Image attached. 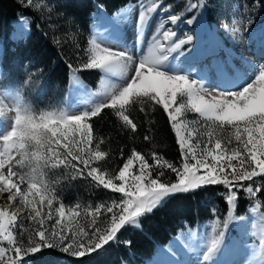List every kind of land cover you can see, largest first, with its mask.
<instances>
[{
  "label": "snow or ice",
  "instance_id": "obj_1",
  "mask_svg": "<svg viewBox=\"0 0 264 264\" xmlns=\"http://www.w3.org/2000/svg\"><path fill=\"white\" fill-rule=\"evenodd\" d=\"M138 2L142 5L138 19V31L142 35L151 15L163 0H152L151 4L147 0ZM26 3L32 6L33 0H26ZM172 7L168 4L163 10L171 13L166 23L175 26L188 13L191 16L185 22L189 25L196 23L200 13L210 5L207 0H186L182 13L170 11ZM221 26L225 30L230 28L229 23ZM27 33V27L22 25L18 38L24 39ZM89 44L87 51L90 55L82 64L84 70L122 73L133 63L125 52L101 46L95 38ZM185 45L189 47L183 48ZM194 47L195 37L192 33L186 38H179L174 27H166L162 22L152 37L147 55L136 62L130 82L121 86L102 84L99 92L105 95V100L101 106L85 112L39 111L33 117L35 124L46 130L48 144L45 152L52 160L62 162L60 167H70L79 173V177L90 178L98 186L123 194L119 200L97 207L86 225L77 221L81 215L79 204L69 208L66 216V205L58 199V193H37L36 184L25 175V169L21 166V149L16 141L20 129L13 131L12 122L8 121L11 130L3 132V146L0 147V194L7 193L6 202L0 203V264H31L33 257L40 261L43 257L33 254L41 253L42 249H58L72 257L85 256L116 239L117 233L126 225L142 229L146 215L163 209L173 195L197 192L208 186H222L230 207L228 220L223 223L217 220L213 225L203 261H211L220 252L228 221L236 218L232 211L238 201L235 189L240 188L251 197L264 193V185L260 188L254 186V178L264 177V67L251 84L233 91L237 87L231 78L235 71L233 57L227 50L222 56V48L218 44L207 49L198 59L188 62L182 59L174 63L177 55L186 57ZM256 55L264 57V43ZM29 63H37V59L33 57ZM79 70L72 69L74 80ZM76 82L79 83L78 80ZM23 87L24 81H19L13 85L14 91L11 93L21 102L24 98ZM178 94L186 100L173 107ZM134 97L162 104L167 113L180 147L182 162L177 166L155 151L150 156L160 168H168L175 173L174 181H161L163 171L154 177L150 169L155 165H150L145 156L136 151L117 170L118 175L106 174L95 166V162L105 158L108 153L100 147L103 139L96 138L94 143L90 118L97 117L104 109H112L124 126L135 131L137 124L129 118L126 107ZM3 98L4 95L0 94V99ZM182 109L199 113L206 121L203 135L207 139L202 141L203 148L200 142H192V132L199 134V130L191 129L188 122L180 119ZM4 124L5 120L0 119V128ZM226 125L230 126L231 135L225 139L216 134V128L223 129ZM233 138L237 146L229 147ZM144 139L150 140L151 137L146 135ZM48 149H51V153H48ZM134 159L139 161L138 174L135 175L131 173ZM243 181H252L253 186L242 185ZM21 206L27 213L23 220L31 221V224L15 223L20 213L17 209ZM101 208L111 214L103 228L97 225ZM260 209L261 204L255 203L253 211ZM85 215L88 213L85 212ZM259 215L264 217V211H260ZM25 233L27 246L21 239ZM81 262L86 264V261ZM154 264L160 262L156 260Z\"/></svg>",
  "mask_w": 264,
  "mask_h": 264
},
{
  "label": "trees",
  "instance_id": "obj_2",
  "mask_svg": "<svg viewBox=\"0 0 264 264\" xmlns=\"http://www.w3.org/2000/svg\"><path fill=\"white\" fill-rule=\"evenodd\" d=\"M43 1L46 6L42 8L40 3ZM130 1L33 0V5L30 6L26 0H0V40L5 42L3 59L5 68L8 69L12 61L16 62L19 55L28 52L30 57L33 56L42 63L48 83L57 88H66L72 69L79 67L86 60V35L93 15L99 8L98 5L112 14ZM20 16L31 19L32 31L24 42L12 49L15 45V41L11 39L14 30L12 21ZM50 22L67 31L62 34L60 42H57ZM84 77L92 86H96L100 73L93 71L90 72L91 78L86 74ZM126 107L129 118L137 124L135 131L124 126L123 121L112 109H104L97 117L90 118L94 143L96 138L103 139L104 143L100 147L108 153L105 158L97 160L95 166L106 174L118 175L117 170L122 168L131 153L136 151L144 155L150 165H155L152 168L155 173L163 171L168 180H175V173L168 168H160L150 156L155 151L164 160L177 166L182 162L180 147L162 104L157 105L147 98L134 97L133 102ZM146 135L151 139L145 140ZM255 181L254 186L257 188L264 185V177H257ZM73 183L75 191L70 193L72 197L78 195L73 201L87 202L94 194H96L94 202L100 200L98 196H102L101 191H94L93 185H88L83 180H76ZM65 192L69 193L68 190ZM104 199L101 198L100 201ZM252 203H260L261 210L264 211V193H259L257 197H249L240 191L235 212L237 214L247 212L248 206ZM228 210L222 186H208L197 192L175 194L163 209L146 215L142 229L126 226L119 231L115 241L105 244L95 252L82 257H72L67 253L58 252L57 249H43L41 253L34 254L41 255L43 259L37 261L33 257L32 262L142 264L152 257L160 245H166L187 226L204 224L214 219L217 211L227 213Z\"/></svg>",
  "mask_w": 264,
  "mask_h": 264
},
{
  "label": "rangeland",
  "instance_id": "obj_3",
  "mask_svg": "<svg viewBox=\"0 0 264 264\" xmlns=\"http://www.w3.org/2000/svg\"><path fill=\"white\" fill-rule=\"evenodd\" d=\"M148 3H152V0H147ZM159 2V0H158ZM187 2H191V0H187ZM207 3L210 5V7L205 8L203 11L205 13L206 19L208 16H210L207 19V24L205 26V33L203 34V41L209 43L211 40L209 38V30L214 29V27H221V25L225 23L230 24V30L233 31L236 26L238 27H244V32L248 35H253L255 33H264L262 31L264 29V0H207ZM139 4L138 0H131L128 4L117 10L115 13L111 14L108 13L103 7H99L97 12L93 15V21L91 23L90 29L87 32L86 39H87V45H86V59L90 55V53L87 51L90 48L89 41L95 38L98 43L105 47L111 48V45L113 42L116 41L120 45H124V42L121 41L119 38H116V22L119 20H125L126 14L129 12L131 8ZM171 4L173 7L172 12L176 13H182L185 10V4L186 0H163L162 6L163 8ZM46 3L43 1L40 3V7H45ZM207 13V14H206ZM191 13H188L185 17V20L187 18H190ZM209 20V22H208ZM12 24L14 26V30L11 34V39L15 41V45L12 46V49H14L18 44H20L22 41L24 42L29 34L31 33V19L29 17L20 16L16 20L12 21ZM188 23H186L187 25ZM213 24H216L212 27ZM25 25L28 29V33L24 39L18 38V33L20 32L21 26ZM50 27L53 30L54 36L57 40V42L61 41L62 34L67 32L66 30L62 29L60 26L53 24L50 22ZM193 25V24H192ZM182 30L179 29V38H186V36L190 33L195 37V47L193 48L192 52L188 54H194L195 50L198 48L197 43V37L195 35V28L191 25H187V27L183 24L180 25ZM241 27V28H242ZM209 29V30H208ZM242 30V31H243ZM246 34V35H247ZM70 36H72L70 34ZM260 38L263 39V37L259 34L258 40ZM118 39V40H117ZM114 40V41H113ZM120 43H119V42ZM261 41V40H260ZM122 44V45H121ZM252 42L250 43V45ZM189 46L186 45L185 49ZM4 51H5V42L0 40V94L4 95V100L7 103H12L16 99L11 93H13V85L18 83L19 81H24V87L22 88V95L24 99L29 102L34 111L38 113L39 111H68V112H85L89 109H94L98 106H101L103 104V101L105 100V95L103 93H100L99 90L102 87V84L104 86H110V85H126L123 81L119 80L116 77H113L101 70L98 69H90V70H84L82 68L81 63L79 65L80 68L79 71H76L75 77L76 80L79 81V83L76 82V80L73 79L72 72L70 76V81L68 83V86L66 88H57L56 86L51 85L46 81V77L43 71V65L42 63L37 60V63H29L32 57H30L27 53L19 55V57L16 59V62L12 61L9 64L8 69L5 68L3 59H4ZM75 69V68H74ZM86 71V72H85ZM89 71V73H87ZM96 71L100 73V78L96 84V86H92L84 77L86 76L88 78L90 77V72ZM84 73V75H83ZM27 77V79H25ZM181 100H186L185 97L178 94L177 96V103L176 105H173V107H176L179 105ZM180 119H182L185 122L189 123V127L191 129H197L199 130V134L197 131L192 132V142L197 143L200 142V147L203 148L204 144L202 141L206 140L207 138L203 135L204 133V127L203 125L206 123V121L200 117L199 113H196L191 110H181V116ZM195 123H192L194 122ZM2 133L0 134V147H2V141H3V132L4 131H10V126L7 120H5V124L2 128H0ZM230 126H225L223 129L216 128V134L222 138H227L231 135L230 132ZM237 146V142L233 138L232 144L229 145V147H235ZM78 168L80 167L79 162L77 161ZM77 168V170H78ZM139 169V161L133 160V165L131 167V173L133 175L138 174ZM76 170H73L71 168H64L59 167L57 169H46L47 172V178L49 180H55L57 177H63L68 172H75ZM87 169H85V172ZM152 171L153 176H157L159 172L155 173L152 168L150 169ZM107 178V176H105ZM255 179V178H254ZM76 180H83L88 185H93L94 191H101V197L98 196L101 200V198H105L104 201H98L94 202V198L96 197V194H94V197H90V199L87 202H75L73 201L75 196L78 197V195H74L72 197V194L70 192H73L74 190V181ZM161 181L168 180L166 176L160 177ZM174 181V179L172 180ZM115 183H120L119 181H114ZM248 182L252 181H243L241 184H248L249 186H253L252 184H249ZM85 185V184H84ZM69 191V193H66L65 191ZM75 191V190H74ZM235 191L238 193V198L240 196V188H236ZM58 198L60 201H62L66 205V216L68 214L69 208H75L77 204L80 205V213L81 215L77 217V221L82 224L86 225L89 220H91V213L96 211V208L100 205H107L110 204L113 200H119L123 194L120 193H113L110 189L103 188L102 185L98 186L97 182L92 181L90 178H83L78 177L75 180H62L61 183L58 186L57 189ZM246 196H249L247 193L244 192ZM6 196L7 193L0 194V203L6 202ZM251 197V196H249ZM72 201V202H71ZM254 204H251L246 214L239 215L235 212V209H233V216L236 217L235 219L228 221V228L225 231L224 236V242L222 246H227L231 244V241L234 238H238L241 241V237L245 236V243L247 247H252L256 243V239L253 236V232L256 231L257 225L260 221V218L254 219L249 229L247 230V234L241 233V226L238 223L239 217H245L251 213H255L259 215V212L262 211L261 209L258 211H253ZM228 207H230L228 205ZM22 208V206H21ZM229 211V210H228ZM85 212L88 213V215H85ZM26 210L23 209L22 212H20L16 218V224L20 225L21 222H23L25 225L31 224V221L23 220V217L26 215ZM111 214L105 213L104 209L101 208L100 212L98 214V220L97 225L101 228H103L107 222L110 219ZM260 217V215H259ZM219 220L223 223V221L228 220V212L227 213H218L216 212V216L214 219L194 227H186L182 231H180L174 238L168 242L166 245H161L157 248L154 255L147 259L142 264H148L149 262L153 260H163L167 256H169L171 250H176L179 248L178 241H186L189 243H194L195 241H202L205 244L208 243V241L211 238V229L215 222ZM52 223L51 221L49 222ZM128 226V225H126ZM125 226V227H126ZM20 229H18L19 231ZM121 231V230H120ZM119 233V232H118ZM117 233V235H118ZM24 241L25 246H27V233L24 234V236L21 238ZM117 239V238H116ZM114 239L113 241H115ZM112 242V241H110ZM6 243V242H5ZM109 243V242H108ZM104 245L101 246V248ZM100 249V248H99ZM43 250V249H42ZM58 250V249H57ZM58 252H60L58 250ZM62 253V252H61ZM34 255V254H33ZM31 264L33 262L31 261ZM40 264H59L56 261L52 262H41ZM128 264V263H123Z\"/></svg>",
  "mask_w": 264,
  "mask_h": 264
},
{
  "label": "bare ground",
  "instance_id": "obj_4",
  "mask_svg": "<svg viewBox=\"0 0 264 264\" xmlns=\"http://www.w3.org/2000/svg\"><path fill=\"white\" fill-rule=\"evenodd\" d=\"M141 8V3L137 4L129 10L126 14L125 20H119L116 22V38L123 41L124 45L121 44L122 46L120 47L116 41L111 45L112 50L125 52L132 58L133 63L128 65L126 71L122 73H107L123 81L125 84L130 82V78L134 74L133 70L136 62L147 55L148 49L152 44V37L162 22H165L166 27H174L178 36L180 33L179 29L182 30L185 28H182L180 25L183 24V26L185 25L186 27L188 25H186L185 18L175 26L166 23L171 13L165 12L161 4L151 15V18L141 35L138 31V19L141 14ZM170 11H172V9H170ZM207 19L204 11H202L199 17H197L196 23L193 24L196 27L193 28L196 30L194 33L197 37L198 43V48L195 50L196 55L187 54L186 57H181L176 53H173V55H177L174 63H178L182 59L186 62L198 59L203 52L218 44L222 48V56L224 55V50H227L232 54V63L235 66V71L232 73L231 78L237 83V87L233 88V91L241 90L242 87L251 84L260 69L264 67V57L256 55L261 48L262 43H264V33L258 32L253 35H248L247 33L249 32H244V27L242 26V28L236 26L233 31L215 26L212 30L208 29L209 38L211 39L208 43V41H203ZM214 25L216 24H213L212 27ZM262 31H264V29ZM259 34L263 37V39L260 38L261 41L258 40ZM173 39L176 40L177 38ZM251 42L252 44L250 45ZM167 43L168 42H165V44ZM185 46H183V48H185ZM257 65H259V67ZM205 99H209V97H205ZM2 131L3 130L0 129V134ZM243 218V220L238 219L237 221L241 226V233L247 234L246 232L249 229L251 222L254 219L258 220L260 217L258 214L251 213ZM245 239V236L241 237V241L238 238H234L230 245L221 246L220 252L208 262L203 261V256L207 252V244L199 240L195 241L193 244L184 240L181 242L178 241L179 248L171 250L169 256L158 261L160 264H243L245 258L250 255V247L246 246ZM154 261L156 260H153L148 264H154Z\"/></svg>",
  "mask_w": 264,
  "mask_h": 264
},
{
  "label": "clouds",
  "instance_id": "obj_5",
  "mask_svg": "<svg viewBox=\"0 0 264 264\" xmlns=\"http://www.w3.org/2000/svg\"><path fill=\"white\" fill-rule=\"evenodd\" d=\"M35 114L32 105L24 98L22 102L15 99L12 103L0 99V119L11 121L13 131L20 129L16 141L21 149L20 162L25 169V175L36 184L37 193L55 195L62 180H75L79 177V173L68 172L54 181L47 178L46 169H57L62 162L52 160L45 152L48 144L47 133L44 128L35 124L33 120ZM48 153H51V149H48ZM17 211L22 212L23 208ZM253 236L256 243L250 247V255L245 258L243 264H264V217H260Z\"/></svg>",
  "mask_w": 264,
  "mask_h": 264
}]
</instances>
